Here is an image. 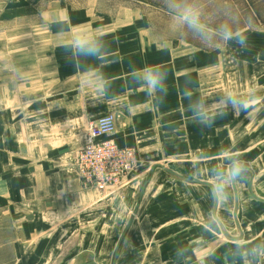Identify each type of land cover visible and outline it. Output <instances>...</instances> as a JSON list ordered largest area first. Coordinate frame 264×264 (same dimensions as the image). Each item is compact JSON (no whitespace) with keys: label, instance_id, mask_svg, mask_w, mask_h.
<instances>
[{"label":"crops","instance_id":"1","mask_svg":"<svg viewBox=\"0 0 264 264\" xmlns=\"http://www.w3.org/2000/svg\"><path fill=\"white\" fill-rule=\"evenodd\" d=\"M75 3L0 0V213L15 230L12 262L264 264V29L242 30L257 42L224 45L221 55L224 89L249 97L252 107L229 106L206 127L188 106L217 100L203 93L217 78L215 54L191 45L190 78L166 79V94L148 96L136 68L166 67L153 68L151 47L137 45V26L152 33L145 16L129 7L105 12L100 0ZM136 18L143 22L136 26ZM77 35L99 56L74 50ZM200 58L209 66L202 73ZM111 103L124 108L113 139L136 148L138 163L121 186L102 191L83 184L75 162L89 122L118 113ZM231 118L241 134L255 136L239 146L247 151L240 154L246 179L217 204L209 183L231 160L216 139L232 150Z\"/></svg>","mask_w":264,"mask_h":264},{"label":"rangeland","instance_id":"2","mask_svg":"<svg viewBox=\"0 0 264 264\" xmlns=\"http://www.w3.org/2000/svg\"><path fill=\"white\" fill-rule=\"evenodd\" d=\"M84 1L72 0L74 3ZM79 3L75 4L77 5ZM100 3L105 12H116L118 8L123 10L124 7L126 9L129 7L135 8L137 12L139 11V13L145 16L151 26L152 33L144 31L141 26H137L143 20L136 18L134 22L137 26V45L143 44L142 47L140 46L141 48L145 46L151 47L147 52H151L150 58L153 60L151 63L153 68L158 66L162 68L166 67V70L163 71L167 73V81L169 82L175 83L177 82V78L179 80L190 78L191 65L188 64L191 63L186 61V56L191 52V45L199 46L201 53L204 50H209L215 54V69L217 72L215 77L217 75V78L214 79L212 86L204 87L206 92L203 93H207L209 89L210 92L217 94V100L223 96L222 90L225 88L222 74L219 72L222 49L224 45L230 46L232 44V46H237L234 41L224 39L223 32L229 28L233 31L238 30L240 32H243L242 30L245 29L248 35H252L254 32L264 29V0H100ZM188 9H192L199 18L198 27L196 28L183 18ZM246 38V45L257 42L256 39H250L247 36ZM150 42L152 44L149 45ZM173 42H176V44L171 46ZM237 47L239 49V46ZM147 58L150 59L149 56ZM203 60V58H200L201 73L209 67L202 63ZM178 62H180V67ZM144 66L136 68V72L140 73L137 77L138 79L144 78L145 74L150 72L148 71L150 63H144ZM177 68H180L179 75H177ZM181 71H184L185 74L181 75ZM142 87L143 90H147L149 93L148 96L154 94L150 93L148 85H143ZM201 90H203L202 87ZM151 92L155 91L152 90ZM111 104L118 108L119 114L116 111L113 112L117 121L124 113L123 103ZM220 118L217 117V121H220ZM231 121V132L229 134L226 132L225 135L226 139L228 137L233 142L232 150H223V144H220L223 141V137L216 139L217 147H220L221 153L226 152L229 160L237 157L240 158L241 152L245 149H239V146L245 144V141L250 143L251 137L255 136L245 135L239 132L240 126L238 118H231ZM184 130L186 131L185 127ZM185 136L186 132L183 137L185 138ZM220 151L217 150L216 159L220 158ZM197 155L202 162L206 158V151L199 150ZM221 171H219V167L217 166V173ZM8 220L5 214L0 213V264H15L12 262L15 254V230Z\"/></svg>","mask_w":264,"mask_h":264},{"label":"clouds","instance_id":"3","mask_svg":"<svg viewBox=\"0 0 264 264\" xmlns=\"http://www.w3.org/2000/svg\"><path fill=\"white\" fill-rule=\"evenodd\" d=\"M183 18L194 28L198 27L199 18L192 9H188ZM223 38L234 41V43L241 48L245 47L247 44L245 34L238 30L233 31L231 28L223 32ZM71 47L74 50L79 51L81 54L89 56H99L100 53V48L91 44L89 40L82 35H77L72 39ZM144 78L150 89L166 94V72L153 69L151 72L146 73ZM222 91L223 96L220 99L215 100L212 105H207L206 97L198 98L189 104V112L195 123L210 127L217 117H222L227 114L229 106L234 112L241 110L247 111L252 107L249 97L228 89ZM186 98L191 100L190 97ZM249 115H251V113H249ZM248 172L249 168L246 163L237 157L233 158L231 163H229L220 173H217L214 177V182L209 183L211 190L210 194L214 197L216 203H221V194H225L226 196L229 188L234 186L237 182L246 179ZM205 182L207 183V181ZM252 254H257L255 249H253Z\"/></svg>","mask_w":264,"mask_h":264},{"label":"built area","instance_id":"4","mask_svg":"<svg viewBox=\"0 0 264 264\" xmlns=\"http://www.w3.org/2000/svg\"><path fill=\"white\" fill-rule=\"evenodd\" d=\"M116 116L108 113L90 121L85 143L76 156V171L86 186L106 190L121 186L138 163L133 147H121L113 139Z\"/></svg>","mask_w":264,"mask_h":264}]
</instances>
